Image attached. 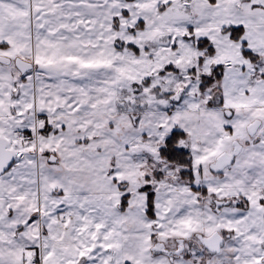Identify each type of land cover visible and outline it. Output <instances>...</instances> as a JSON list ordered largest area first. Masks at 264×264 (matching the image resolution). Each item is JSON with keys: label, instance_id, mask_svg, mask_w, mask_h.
I'll use <instances>...</instances> for the list:
<instances>
[{"label": "snow or ice", "instance_id": "snow-or-ice-1", "mask_svg": "<svg viewBox=\"0 0 264 264\" xmlns=\"http://www.w3.org/2000/svg\"><path fill=\"white\" fill-rule=\"evenodd\" d=\"M0 264H264V0H0Z\"/></svg>", "mask_w": 264, "mask_h": 264}]
</instances>
